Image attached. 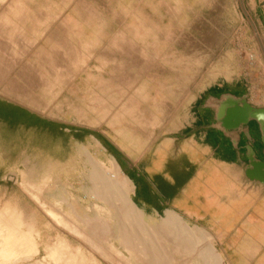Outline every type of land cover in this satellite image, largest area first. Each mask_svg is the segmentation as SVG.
<instances>
[{"label": "crops", "instance_id": "0c3cea01", "mask_svg": "<svg viewBox=\"0 0 264 264\" xmlns=\"http://www.w3.org/2000/svg\"><path fill=\"white\" fill-rule=\"evenodd\" d=\"M253 1L258 20L264 18V0ZM33 2L0 4V61L11 62L25 76L45 78L51 92H76L72 28L65 38L66 27L76 28V16L65 15L64 5L48 0L34 11ZM257 26L263 35L264 24L259 21ZM89 71L94 77L106 73ZM108 77L98 81L88 119L78 122L75 114L45 108L35 96L22 97L1 79L0 180L7 174L56 173L48 178L50 183L76 202V173L94 172L95 162L110 168L112 159L144 216L165 218L172 213L201 228L217 252V264H264V182L246 174L247 147L264 162L260 131L255 125L223 131L216 123L223 94L246 95L256 107H264V95L239 81L223 91L204 88L195 96L181 90L170 98L161 91L146 119V111L139 108L144 88L131 91L123 74L111 72ZM130 116L141 120L130 124ZM40 161L42 170L36 168ZM184 247L173 249L208 250Z\"/></svg>", "mask_w": 264, "mask_h": 264}, {"label": "rangeland", "instance_id": "374dc122", "mask_svg": "<svg viewBox=\"0 0 264 264\" xmlns=\"http://www.w3.org/2000/svg\"><path fill=\"white\" fill-rule=\"evenodd\" d=\"M5 1L0 0V4ZM33 1L35 11V6L44 0ZM48 2L64 5L67 10L65 15L76 16V28H65L66 40L72 28L76 41V92H51L48 89L52 87L45 78L25 76L23 71H16L11 62L0 61V74H3L0 80H4L8 88L18 90L22 97L35 96V102L45 108L49 106L54 112L63 109L75 114L77 122L88 119L98 81L108 80L111 72L125 75L131 91L135 92L136 87L144 88L145 101L139 104V108L146 111V119L147 112L156 107L153 98L161 91H166L170 98L178 97L181 90L195 96L204 88H221L239 81L250 87L253 93L258 91V95H264V34L257 28L259 21L264 24V18L258 20L253 0ZM95 68L106 70V73L89 76V70ZM31 90H34L33 94ZM140 120L136 116L129 118L130 124ZM31 165L28 168L32 169ZM43 167L44 162L40 161L36 168L42 170ZM93 173H76V202L67 198L65 190L56 183H50L48 178L56 176V173L27 172L3 177L0 180V220L16 223L17 230L33 241V248L0 264H53L49 255L57 245L63 250L62 259L74 264H122L118 253L124 258L131 257L133 264H197L194 259L196 252L175 253L174 246L167 248L164 245L169 240L188 243L187 236L182 233L163 230L161 234L149 231L150 226L133 227L128 238L137 239L136 244L147 243V238L154 232L160 234V239L163 238L159 242L161 240L157 237L156 242L159 243L154 242V246H133L134 251H130L133 257L113 235L100 237L99 245L92 247L88 241L86 243L72 231H67L66 226L57 225L48 215L50 210L69 218L71 223L83 217L92 227L97 224L96 219L115 226L119 220L116 218L119 216L118 209L135 221L143 220L154 225L162 222L164 217L144 216L141 219L125 203H118L115 193L107 191L106 196L97 193L90 176ZM35 192H38L37 195ZM110 201L113 203L110 204ZM72 208L75 212H69ZM85 231L90 230L85 228ZM201 232L205 233L204 230ZM209 240L193 249L208 248L214 255L209 262L217 264V252ZM109 243L116 247L118 253L106 252ZM136 252L138 257H135ZM135 258L138 263H135Z\"/></svg>", "mask_w": 264, "mask_h": 264}, {"label": "bare ground", "instance_id": "6f19581e", "mask_svg": "<svg viewBox=\"0 0 264 264\" xmlns=\"http://www.w3.org/2000/svg\"><path fill=\"white\" fill-rule=\"evenodd\" d=\"M92 163H94V162H92ZM95 167L96 168H95L93 175H90V176H92V179L94 181V190H96L97 193H100V195H102V196H106L105 194L107 191H109V193H115L116 197H117L115 199L118 203H120V204L125 203L128 207H130L133 211H135V213H137L141 217V219L144 218V215L134 206V204L132 203V201L130 199L129 187L128 186L126 187L125 183L120 181L121 180V178L119 177L120 176V173H119L120 170H118L117 164L111 159L110 168H106L104 165H102L99 162H95ZM92 169H94V168H92ZM42 189H44V188H42ZM33 190H35V189H33ZM37 190H38V188H37ZM36 193H38V192H35V194ZM35 199L38 201V199L36 197H35ZM39 203H40V201H39ZM109 203L112 204L113 202L111 203V201H110ZM43 208H44V206H43ZM73 210L74 209L72 208L69 210V212H75ZM117 213L119 216L116 218H117V220L118 219L119 220L115 226H113L110 222L106 223L103 220L101 221L100 219H96L95 221L97 222V224L94 225L93 227L83 217H79L76 222L71 223V222H69V218H67L65 216H59V214L54 213L52 210H50L48 212V215L51 217V219H53L56 222V224L58 223L61 226H63V225L66 226L67 231L68 230L72 231L73 233H75L76 236H79V238L81 237L82 239L86 240L85 241L86 243L88 241V243L91 246L93 245L94 247L95 246L97 247V245H99L100 237H104L107 234H110L111 236L113 235V237L119 242L120 246H122L126 250L129 249L128 250L129 252L134 251L132 248L133 246L134 247L154 246V242H156V239H158V238H159V240H161V241H159V240L158 241L162 242L163 238L160 239L161 237H158L160 234L158 233L159 234L158 235V234H155V232H154L151 237L147 238V243L136 244L135 240L137 241V239L131 240L130 238H128V236L130 235V234L128 235V233L130 231H133V227H137V226L139 227V225L150 226L149 228H151V230H149V231L155 230V231H159L161 234H162L163 230H166V231L168 230V231H171L172 233H178V234L182 233L185 236H187V237H185V239L188 241V243L185 242L184 244H181V243H178L174 240L168 239L169 240L168 242H164L166 244L162 243L165 246H167V248L171 247V246L172 247L173 246H175V247L176 246H183V247L184 246H195L196 247V246H199V244H201L203 246L204 244H202V243H204L205 240H207V241L209 240L207 237V234L202 233L201 232L202 230H200L199 227H195V226L193 227V226L188 225L181 217H179L175 214H172V213L168 214L165 218H163L162 222L158 225L150 224V223L145 222L143 220L135 221V220L131 219L130 217L126 216L123 212H119V209H118ZM21 217H22V215H21ZM1 219L3 220V218H1ZM85 228L90 230V231H85ZM143 229H145V228H143ZM141 232H142V230H141ZM172 233H170V234H172ZM170 237H172V235L169 236L168 238H170ZM171 239H173V238H171ZM186 240H184V241H186ZM159 242H156V243H159ZM111 243H109L107 248L105 249L106 252L109 253V251H113L115 253H118V250L116 249V247ZM32 244H33V241L29 239L27 234H24V233L17 230L16 223H13V222L4 223L0 220V262L1 263L8 262L11 258L15 259V257L18 255V253H20V252L23 253L25 250L33 248ZM57 246L54 247L53 249H51V252L49 255L50 260L53 262V264H74L73 261L67 262V259H65V258L62 259L61 254L63 253V250L61 247H57ZM138 250H139V248H138ZM138 250H136V251H138ZM206 251L208 253L207 252L206 253H204V252L200 253L199 251H197V253H195L194 259H196L197 264H199L203 261H209V258L214 257L213 254H210L209 250L206 249ZM211 251H213V248ZM69 252H70V250H69ZM118 254H120V256H121V257H119V260L122 264H131L132 263L131 257H130V259H128V258H124L125 256L123 257L121 253H118ZM135 254H136L135 257L136 256L138 257L137 252ZM130 255L133 256L131 254V252H130ZM136 259L137 258H135V263H138V260H136ZM150 260L151 259H149V261ZM215 260L218 261V258Z\"/></svg>", "mask_w": 264, "mask_h": 264}, {"label": "water", "instance_id": "95a60500", "mask_svg": "<svg viewBox=\"0 0 264 264\" xmlns=\"http://www.w3.org/2000/svg\"><path fill=\"white\" fill-rule=\"evenodd\" d=\"M216 123L223 131L255 125L260 131V140L264 146V107L252 105L246 95L234 97L232 94H223V98L218 102ZM247 134L250 136V133L247 132ZM247 150L248 169L246 174L248 178L264 182V162L256 158L252 147H247Z\"/></svg>", "mask_w": 264, "mask_h": 264}, {"label": "trees", "instance_id": "16d2710c", "mask_svg": "<svg viewBox=\"0 0 264 264\" xmlns=\"http://www.w3.org/2000/svg\"><path fill=\"white\" fill-rule=\"evenodd\" d=\"M227 86L221 87L220 91H223Z\"/></svg>", "mask_w": 264, "mask_h": 264}]
</instances>
